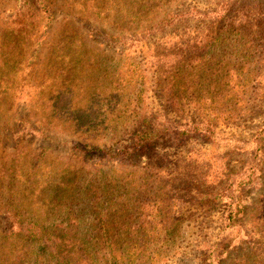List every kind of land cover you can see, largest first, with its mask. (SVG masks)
<instances>
[{
  "label": "trees",
  "instance_id": "trees-1",
  "mask_svg": "<svg viewBox=\"0 0 264 264\" xmlns=\"http://www.w3.org/2000/svg\"><path fill=\"white\" fill-rule=\"evenodd\" d=\"M236 1L172 10L177 0H16L15 14L0 19V264L161 263L182 224L171 214L170 184L162 177L166 156L155 148L191 133L215 135L214 119H200L197 108L183 116L182 100L199 104L207 79L223 78L214 53L223 48H232L230 79L246 68L245 92L264 100V78L255 70L264 63V27L253 16L232 15ZM61 7L110 28L117 45L144 49L142 65L132 62L131 72L117 63L113 71L102 67L94 45L104 42L72 16H60ZM150 70L160 106L147 110L135 103L127 116L112 99L143 98L139 87ZM216 86L213 92L223 83ZM183 87L189 93L182 94ZM227 92L233 103L234 83ZM163 101L182 112L184 122L170 121ZM100 102L111 106L102 113ZM126 118L129 123L117 125ZM115 119L112 128L103 127ZM254 145L259 158L250 169L216 184L192 182L193 190L190 176L181 183L195 192L190 200L221 209V242L201 254V264L227 258L228 264H264V203L251 208L245 200L264 164V124ZM236 251L243 257L230 259Z\"/></svg>",
  "mask_w": 264,
  "mask_h": 264
},
{
  "label": "rangeland",
  "instance_id": "rangeland-1",
  "mask_svg": "<svg viewBox=\"0 0 264 264\" xmlns=\"http://www.w3.org/2000/svg\"><path fill=\"white\" fill-rule=\"evenodd\" d=\"M215 2L216 0H185V3L180 5V0H177V5L172 3L171 8L172 10H180L182 7L195 6L201 10H208L217 7ZM15 4L16 0H0V19H7L11 14L14 15ZM60 9L63 11H56L60 16H63V14L72 16L76 25H80L90 35L94 34L100 44L104 42L102 45H94L97 48V53L100 52L102 54L99 58V64L102 67L113 71V65L117 63L116 67L122 66L127 69V72H131L134 69L132 62L139 61L141 65L144 62L146 54L144 49L138 47L128 48L125 44L117 45L118 40L113 41L110 39L113 38L114 32H111L107 26L93 20L81 18L76 13L68 12L64 7ZM162 10L166 11L168 9L163 6ZM237 12L257 18L259 29L264 27V0H237L236 4L232 6L231 14L233 15ZM58 24L62 23L59 21ZM200 24L196 22L193 26L201 27L202 25ZM247 27L249 26L247 25ZM42 28L40 27V29ZM148 42L147 44H149ZM214 53L218 54V60L220 61L218 67L223 74V78L218 76L216 82H213L210 78L207 79L206 83H208V86L205 89H208V93L203 91L204 94L201 95L199 104L195 102L187 103L186 98L182 100L183 116L190 115L197 108L198 112L196 111L195 114L200 119L203 116H209L214 119L212 124L215 130L214 137L208 139L191 133L190 137L186 136L184 139L172 138L167 143L157 145L155 148L159 155L164 154L166 156L165 160L162 161V157L158 160L162 161V177L170 184L169 190L166 192L170 197L169 203L173 205L171 214L178 217L182 224V232L177 242L162 250V261L160 264H201L203 259L201 254L206 255L207 251L214 250L215 244H219L222 239L223 224L220 219V207L201 206L196 199L190 200L189 198L195 192L187 189L188 184H181L182 181H189V179H185L186 176L193 178L189 183L190 189L193 190L197 187H192V182L204 185L209 183L216 184L221 180L224 181L223 177L227 179L230 173L240 171L242 168L250 169L252 164H255L259 158V153L255 150L254 140L264 124V100L262 99V94L259 92H245L247 90L246 79H248L245 72L246 68L245 71H235L234 77L230 79L231 76L227 74L226 69L229 66L227 57L232 53V48L218 49ZM244 64L246 65V63ZM255 70L260 72L261 78H264V63L258 62L255 65ZM210 73L211 70H208V74ZM152 76L150 70L146 83L143 87H139L142 90L143 98H115L112 99V104L115 102L118 110L125 111L127 116L131 115L132 112L128 111L133 110L135 103L140 105L141 109L148 110L151 107H159L160 90L159 87L153 85ZM219 82L223 83L221 90L213 92V88L217 87L216 85ZM229 82L234 83L235 97L233 103L230 102L227 95ZM95 83L97 84L98 81ZM248 86H251V84ZM187 90L186 87H183L182 94L184 92L189 93ZM214 95L220 97L218 98ZM205 98H208V101H205ZM161 105V109L169 117L170 121L180 120L184 122L177 114H182V112L177 111V108L168 107L165 101ZM108 106H111V104L100 102L96 108H100V112L103 113ZM18 109L22 110V106H19ZM186 110L189 113H186ZM125 120L128 123L130 122V119L126 118L118 121L117 125H124ZM107 122L103 127L112 128L116 124V119L108 120ZM4 145L9 147L11 143L6 140ZM149 157L157 159L152 154ZM96 159L99 158L96 156L91 157L90 161ZM194 167L196 171L193 169ZM190 169L192 170L191 172ZM254 173H257L256 177L259 179L254 181L255 187L245 199L251 208L264 203V164L261 163ZM247 220L245 227L249 231L251 230L249 215H247ZM236 231L237 229H234L233 232ZM242 237L243 233H239L234 238V242H237ZM244 252L247 251L244 250ZM235 256L243 257V254L237 252V254L231 255L230 259L233 260ZM226 262L231 263L229 258H227ZM226 262L225 264H228Z\"/></svg>",
  "mask_w": 264,
  "mask_h": 264
}]
</instances>
